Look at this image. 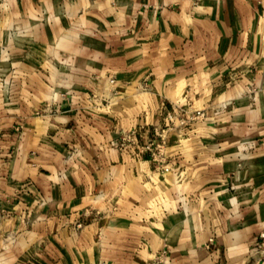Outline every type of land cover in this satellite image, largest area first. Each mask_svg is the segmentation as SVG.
I'll return each mask as SVG.
<instances>
[{"label":"crops","instance_id":"crops-1","mask_svg":"<svg viewBox=\"0 0 264 264\" xmlns=\"http://www.w3.org/2000/svg\"><path fill=\"white\" fill-rule=\"evenodd\" d=\"M261 233L264 0H0V264H264Z\"/></svg>","mask_w":264,"mask_h":264},{"label":"built area","instance_id":"built-area-1","mask_svg":"<svg viewBox=\"0 0 264 264\" xmlns=\"http://www.w3.org/2000/svg\"><path fill=\"white\" fill-rule=\"evenodd\" d=\"M199 1H200V0H196V2H199ZM111 82H113V81L111 80ZM199 116H201V114H200V113H197V115L194 116L193 119H196V118H198ZM167 119H168L171 123L173 122V114H172L171 112L168 113ZM179 124H180V125H183V124H184V121H183V120H180V121H179ZM127 142H129V136L123 137V138H122V143H123V145H124V143H127ZM160 145H162V143H160ZM160 145H159V144L156 145L158 154H159V148H160ZM162 146H163V145H162ZM147 151H151V149H150L149 147H147ZM151 154H152V156H154L153 151H151ZM160 170H161L162 172H168V171H169V169H168L167 167L160 168ZM80 226H81V225L79 224L78 227H80ZM258 248H260L261 251L264 252V233H261V234H260V241H259V244H258ZM164 257H165V252H162L160 255H158V256L154 259V261H153L152 264H165V262H164Z\"/></svg>","mask_w":264,"mask_h":264}]
</instances>
